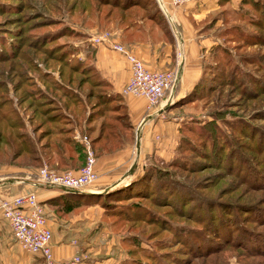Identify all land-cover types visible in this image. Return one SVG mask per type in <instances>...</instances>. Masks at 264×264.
<instances>
[{"label":"rangeland","instance_id":"374dc122","mask_svg":"<svg viewBox=\"0 0 264 264\" xmlns=\"http://www.w3.org/2000/svg\"><path fill=\"white\" fill-rule=\"evenodd\" d=\"M72 2L66 0L63 5L60 0H0V108L6 121L16 122L13 132H22L37 147L33 125L43 116H33V101L38 105L47 103L39 108H46L49 114L56 112L58 124L71 127L72 135L78 130L77 136H85L94 153L91 137L97 132L98 120L86 123L84 118L101 88L94 86L90 75L77 83L81 75L68 66L76 60L91 63L92 41L86 39L84 30L95 20L80 23L76 10L67 11ZM98 27L105 28L101 24ZM203 28L213 40L211 46L222 50L212 48L206 55L207 62L217 59L214 67L222 75L216 77L208 94L203 92L172 116L183 129L188 125L197 128L194 134H186L198 150L212 153L206 157L212 159L198 152H183L186 165L195 158L203 162L195 167L196 171L175 170L191 186V201L183 200L179 208L170 209L169 202L155 207L141 199L142 208L158 214L144 222L125 220L126 214L139 211L136 207L110 208L112 216L107 214L99 228L104 240L115 241L119 260H144L138 247H145L156 253L152 264H176L170 255L160 256L161 252L177 256L182 264H264V0H216ZM67 51L70 54L66 56ZM228 73L230 78H226ZM62 89L75 96L79 113L76 118L67 111L74 100L67 101ZM62 100L67 109L61 105ZM61 116L68 120L63 123ZM50 124L43 122L41 128ZM87 125L93 129L86 133ZM226 142L232 150L228 159L232 165L228 167L220 162V155L227 151ZM8 156L0 154V169L29 181L41 165L55 171L71 170L54 169L43 159L34 165L23 153L8 163ZM96 203L102 208L100 200ZM145 216L143 212V219ZM111 220L115 222L110 224ZM158 240L164 243H153Z\"/></svg>","mask_w":264,"mask_h":264},{"label":"crops","instance_id":"0c3cea01","mask_svg":"<svg viewBox=\"0 0 264 264\" xmlns=\"http://www.w3.org/2000/svg\"><path fill=\"white\" fill-rule=\"evenodd\" d=\"M156 2L170 28L168 35L157 27L150 33L146 32L147 37L131 35L129 30L123 31L112 22L103 26L105 28L94 22L84 30L86 39L107 33L100 42H92V61L113 92L119 94L130 75L127 59L111 47L113 42L132 52L150 69L175 71V80L171 90L155 106H148L143 97L119 94L133 126V141L116 151L96 156L94 168L97 177L93 184L78 192H105L106 188L127 183L138 176L149 158L167 161L173 154L179 123L172 115L187 106L173 107L171 104L192 88L201 73V65L213 44L203 28V21L216 7V0H193L177 5L171 0ZM144 29L147 30L146 26ZM78 134V130L75 131L73 138L79 137ZM8 172L0 169V199L31 188V181L21 176H10ZM33 177V189L43 206L51 232L53 256L61 261L78 252L86 256L80 264H117L120 258L116 255L115 241L111 238L104 240L98 227L102 208L97 203L88 206L75 203L65 209L57 206L55 211V205L42 202L63 190L39 184ZM0 264H43L39 254H28L18 247L1 215Z\"/></svg>","mask_w":264,"mask_h":264},{"label":"trees","instance_id":"16d2710c","mask_svg":"<svg viewBox=\"0 0 264 264\" xmlns=\"http://www.w3.org/2000/svg\"><path fill=\"white\" fill-rule=\"evenodd\" d=\"M227 1L228 0H218L219 3ZM60 2L65 5L66 0H60ZM72 10H76L79 16L78 18H80V23L82 24L88 19L95 20V22L99 25L101 24V26H105L112 22L121 27L123 31L129 30L128 34L131 35L145 37L147 35L146 32H152L154 27L163 30L165 32L164 34L168 35L170 29L168 28L166 18L158 7L156 0H73L67 8L69 13ZM237 15L238 13L235 17H237ZM253 20L254 18L252 19V22H254ZM144 26L147 28L146 31ZM227 29L228 28H224L225 31ZM137 32L138 34H135ZM33 43L36 42L34 41ZM212 48H215L216 50L219 49V52H222L219 47L211 46L208 49L209 54H211ZM92 52L93 49L91 48L90 64L76 60L74 64L70 63L68 67L72 72L81 75L77 83H79L82 78L90 75L93 78L94 86L101 88V91L98 92L96 96H93L94 101L90 104V111L84 118L86 123L98 120L97 132L91 137V146L93 147L95 156H99L101 154L116 151L125 143H131L133 141V126L129 122L121 96L111 90L106 79L101 77L95 69L92 61ZM64 53L67 56L70 54V51ZM214 60L217 62V59ZM214 60H212V62H207V59L203 61L201 65V73L192 88L172 104H187V102L200 97L203 92L204 95L209 93L210 86L215 82L216 77L218 76L219 78V76L222 75L221 71L214 67ZM213 77H215V79ZM226 78H230V73L226 75ZM68 81H70V78L66 79V82ZM80 85L81 84L78 86L80 87ZM61 92H63V97H65L67 101L68 98H70L71 101L74 100L71 108L67 111L73 118H76L79 113H77L78 111L76 109L75 96H70V93L67 90L62 89ZM88 93L91 94L90 91H88ZM88 96L90 95H87L86 97ZM46 104L41 102L39 105ZM39 105L33 101V116L37 113L43 116L42 120L33 125V133H37L35 139L37 144L39 143L37 147L25 134H22V132L20 134L13 132L16 122L6 121V114L2 113L0 108V120L2 121L3 119L4 122V126L3 124L0 126V154L9 155L8 157L10 159L8 160V163H13L23 153L30 157V161H33L34 165L40 164V161L43 159L48 166L53 167L54 169H78L82 165L84 158V150L81 143L74 140L71 127H65L58 124V114H56V112L49 114L47 113L46 108H39ZM50 105H52V102H50ZM61 105L64 106L65 109L68 107L63 100ZM59 120L64 123L68 119L65 116H61L59 117ZM43 122L51 124L48 128H41ZM57 124L59 126H57ZM185 127L187 128L183 129L178 126L176 145L172 156L167 161H162L156 157L149 158L148 162L142 167L141 173L135 178H132L129 182L114 186L107 189L105 192L98 194L59 191L58 195L46 199L42 204L46 203L51 206L55 205L56 208L54 210L57 211V206L64 209L75 203L82 206H88L100 200L103 209L98 227L103 225L102 221L107 217L106 215L112 212L110 209L111 207L129 206L131 209L135 207L138 208L137 210L139 211H136L134 214L125 215L126 221L144 222L151 219L153 220L158 214L153 209L146 208L147 210H145L142 208L140 204L141 199H147L150 204L155 207L161 206L162 203L169 202L170 209L176 207L179 208L178 204L183 200L191 201L192 196L189 192L191 186L182 181L176 175L175 170L184 171V169H190L191 172L196 171L195 167L203 162L202 160L195 158L194 161L186 165L185 160L182 157L183 152L189 151L193 154L198 152L201 153L204 158L212 154L198 150L197 146L192 142L188 134H186H194L197 128H192L190 125ZM5 128L12 129V131H5L7 130ZM91 129H93L92 126L87 125L85 132L87 133ZM43 138L44 140L41 141ZM210 142L213 144V141ZM226 148V153H222L220 155L221 159L219 157L218 159L221 160L220 162L223 166L228 167L231 164V161L228 159L231 157L232 150L229 148L228 143L226 144ZM215 154H213V157ZM210 158L212 159V156ZM124 199L130 200L121 203ZM143 212L146 213V219H143ZM117 217H119V213H117ZM113 222H115V220H111L110 224H113ZM153 243L160 245L164 242L158 240L157 242L153 241ZM138 249V252H140L139 255L144 257V260L122 259L118 264H152L151 261L153 259L154 261L156 260V253L152 250H148L145 247H138ZM163 254L173 257L176 264H182L183 262L177 256L175 257L169 253L167 254V252L159 253L160 256Z\"/></svg>","mask_w":264,"mask_h":264},{"label":"built area","instance_id":"2783aa9c","mask_svg":"<svg viewBox=\"0 0 264 264\" xmlns=\"http://www.w3.org/2000/svg\"><path fill=\"white\" fill-rule=\"evenodd\" d=\"M193 0H171L172 4H183ZM107 33L94 36L92 42H100ZM111 47L125 56L129 63V78L121 87L120 95L143 97L148 106L160 103L172 88L175 71L150 69L132 52L117 43ZM170 100L168 101V103ZM171 103V102H170ZM84 148V160L76 170L55 171L46 165L36 168L35 181L39 184L57 187L63 191H80L96 179L95 156L85 136L77 137ZM31 188H33V181ZM0 215L6 220L9 232L18 247L28 254H39L43 264H80L84 254L73 255L59 261L51 251V232L46 223L43 206L33 190L8 195L0 199Z\"/></svg>","mask_w":264,"mask_h":264},{"label":"water","instance_id":"95a60500","mask_svg":"<svg viewBox=\"0 0 264 264\" xmlns=\"http://www.w3.org/2000/svg\"><path fill=\"white\" fill-rule=\"evenodd\" d=\"M108 188L105 189V191L107 190ZM69 192H78L77 190H74V191H69Z\"/></svg>","mask_w":264,"mask_h":264}]
</instances>
